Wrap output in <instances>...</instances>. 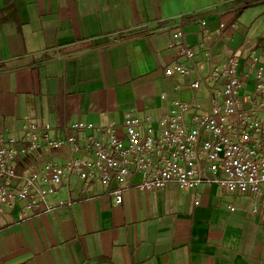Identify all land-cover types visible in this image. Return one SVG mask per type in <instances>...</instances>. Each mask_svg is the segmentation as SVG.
I'll list each match as a JSON object with an SVG mask.
<instances>
[{"label":"crops","instance_id":"1","mask_svg":"<svg viewBox=\"0 0 264 264\" xmlns=\"http://www.w3.org/2000/svg\"><path fill=\"white\" fill-rule=\"evenodd\" d=\"M178 24L203 74L264 55V0H0V135L26 147L28 122L51 124L54 139L82 120L124 136L126 112L159 116L163 93L190 100L196 75L165 73L186 61L170 46ZM197 100L209 107L204 83ZM68 154L44 141L16 164L30 173ZM84 185L71 176L70 206L0 213V264H264V216L243 207L246 196L173 183L127 189L117 204L115 181Z\"/></svg>","mask_w":264,"mask_h":264},{"label":"built area","instance_id":"2","mask_svg":"<svg viewBox=\"0 0 264 264\" xmlns=\"http://www.w3.org/2000/svg\"><path fill=\"white\" fill-rule=\"evenodd\" d=\"M170 46L186 61L167 67L165 73L195 74L189 86L192 98L163 93L159 116L126 112L124 136L113 123L97 126L82 120L65 125L64 135L54 139L51 124L28 122L26 147L20 138L0 135V213L21 203L20 218L27 219L72 205L69 180L77 174L85 188L115 181L109 193L117 204L134 187L150 191L173 183L182 189L207 184L248 197L243 207L264 216V55L254 56L244 71L232 60L214 64L203 74L205 61L198 59L180 24ZM202 83L209 91L207 109L197 100ZM44 141L53 148H68V161L45 164L30 173L20 170L19 152L33 153ZM229 209L236 206L230 204Z\"/></svg>","mask_w":264,"mask_h":264}]
</instances>
